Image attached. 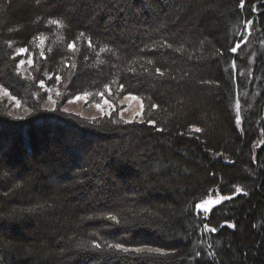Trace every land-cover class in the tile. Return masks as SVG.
<instances>
[{
	"label": "trees",
	"instance_id": "obj_1",
	"mask_svg": "<svg viewBox=\"0 0 264 264\" xmlns=\"http://www.w3.org/2000/svg\"><path fill=\"white\" fill-rule=\"evenodd\" d=\"M0 86V264H264V0H0Z\"/></svg>",
	"mask_w": 264,
	"mask_h": 264
},
{
	"label": "rangeland",
	"instance_id": "obj_2",
	"mask_svg": "<svg viewBox=\"0 0 264 264\" xmlns=\"http://www.w3.org/2000/svg\"><path fill=\"white\" fill-rule=\"evenodd\" d=\"M249 39V38H248ZM245 44L243 49L244 55H249V64L254 62L258 51L255 50L254 40ZM22 56L21 60L25 63L22 67H19L20 72L27 77L31 76V69L33 65V60L31 57L27 56L26 53L19 52ZM32 63H27L28 60ZM20 64V63H19ZM43 88L48 93V98L44 102V107L48 110H52L56 107H61L64 111L80 115L85 118H98L104 116H110L116 113L122 120L127 122L139 121L143 122L145 118V104L142 98L135 95L119 96L117 93H107L106 95H92L84 94L77 95L70 100L64 101V95L58 88H48L43 84ZM76 97H80L76 99ZM107 101V102H105ZM0 103H4L11 115L15 117H25L31 110L30 108L22 103L21 101L15 99L4 87L0 86ZM19 104V106H17ZM99 106V107H98ZM222 198L220 196L207 197L205 200L200 202L197 206L199 212H204L208 214L214 206L221 202Z\"/></svg>",
	"mask_w": 264,
	"mask_h": 264
},
{
	"label": "snow or ice",
	"instance_id": "obj_3",
	"mask_svg": "<svg viewBox=\"0 0 264 264\" xmlns=\"http://www.w3.org/2000/svg\"><path fill=\"white\" fill-rule=\"evenodd\" d=\"M52 23H57L56 21H52ZM69 47L71 48V47H73V45H69ZM28 51V49L27 48H21L20 49V52L21 53H26ZM231 51H233V52H235L236 51V47H233L232 49H231ZM25 63V61L24 60H21L20 61V64L17 66V67H22L23 66V64ZM27 63H32V61L29 59L28 61H27ZM57 79H59V77H57ZM41 86L43 87V83L41 84ZM80 97H76V99H79ZM105 102H107V101H105ZM17 106H19V104H17ZM99 107V106H98ZM195 131H197V132H199L200 131V129L199 128H197V129H195ZM111 219V218H110ZM212 231H215V229H212ZM97 247H99V245H97ZM116 248H121L122 247V245H120V244H117L116 246H115ZM136 251L137 252H140L141 250L140 249H136ZM149 251L151 252V251H154V250H152V249H149ZM155 251H158V249H156Z\"/></svg>",
	"mask_w": 264,
	"mask_h": 264
}]
</instances>
